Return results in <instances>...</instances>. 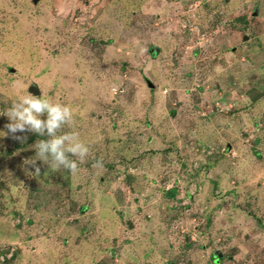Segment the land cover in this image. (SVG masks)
Segmentation results:
<instances>
[{"label":"rangeland","instance_id":"obj_1","mask_svg":"<svg viewBox=\"0 0 264 264\" xmlns=\"http://www.w3.org/2000/svg\"><path fill=\"white\" fill-rule=\"evenodd\" d=\"M25 92L89 153L0 137V264H264V0H0V112Z\"/></svg>","mask_w":264,"mask_h":264},{"label":"clouds","instance_id":"obj_2","mask_svg":"<svg viewBox=\"0 0 264 264\" xmlns=\"http://www.w3.org/2000/svg\"><path fill=\"white\" fill-rule=\"evenodd\" d=\"M0 115L7 117V123L0 129V137L10 135L13 139L22 140L19 134L25 132L42 137L32 144L35 154L26 161L36 175L40 173L37 161L53 169L65 168L76 173L77 160L83 161L89 153L88 145L76 131H60L65 126H72L73 112L67 104L25 92L12 100ZM96 163L102 166L99 161Z\"/></svg>","mask_w":264,"mask_h":264},{"label":"trees","instance_id":"obj_3","mask_svg":"<svg viewBox=\"0 0 264 264\" xmlns=\"http://www.w3.org/2000/svg\"><path fill=\"white\" fill-rule=\"evenodd\" d=\"M152 51V50H151ZM32 139H30V141H31ZM215 262H216V260H215Z\"/></svg>","mask_w":264,"mask_h":264}]
</instances>
